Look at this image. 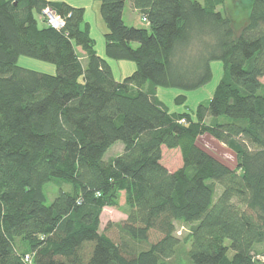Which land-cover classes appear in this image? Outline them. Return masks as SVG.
<instances>
[{"label": "trees", "instance_id": "1", "mask_svg": "<svg viewBox=\"0 0 264 264\" xmlns=\"http://www.w3.org/2000/svg\"><path fill=\"white\" fill-rule=\"evenodd\" d=\"M95 1L106 58L84 8L0 0V264H264V0H249L240 32L227 0ZM127 3L144 27L124 22ZM21 56L57 74L23 68ZM110 60L136 70L118 81ZM215 61L224 74L196 119L157 97L160 87H204ZM205 135L236 168L197 145ZM164 148L182 151L177 171ZM48 185L58 189L50 203ZM122 194L127 218L101 231Z\"/></svg>", "mask_w": 264, "mask_h": 264}, {"label": "rangeland", "instance_id": "2", "mask_svg": "<svg viewBox=\"0 0 264 264\" xmlns=\"http://www.w3.org/2000/svg\"><path fill=\"white\" fill-rule=\"evenodd\" d=\"M54 2H66L76 8L85 9V23H89L90 34L95 41V50L98 56L106 58L105 55V33L107 32L106 25L101 17L100 2L95 0H50ZM250 10L249 0H227L226 6L223 11L232 19L233 24L236 27V31L240 32L243 25H245ZM124 22L127 25H134L137 27H144L140 17L133 13L130 5L127 3L125 9ZM40 26H44V23L40 21ZM85 29V24L83 25ZM136 46V45H135ZM113 68L115 78L119 81L127 76L131 75L136 70V64L134 62L126 61H109ZM19 66L30 69L36 72L45 73L49 75H56L57 68L54 64L40 61L37 59L21 56L18 62ZM212 67V80L204 87L194 91H183L180 89H169L160 87L157 89V97L162 101L169 109L171 113H189L193 119H196V111L200 104L208 105L212 99L214 91L223 77V64L220 61H215L211 65ZM264 82V78H263ZM186 96L184 104H178L176 99L179 96ZM197 145L211 154L230 168L237 167L236 155L228 149L225 145L221 144L209 135L201 136L197 139ZM122 144L118 143L113 147L106 155V159L109 157L119 156ZM162 163L171 172H175L183 166L182 151L180 149L169 150L163 149V161ZM51 187V189H50ZM54 187V194L53 189ZM50 189V190H49ZM48 195V203L52 202L57 195L58 189L53 185L46 187ZM128 215V210L125 205L124 194L121 195L118 207H106L103 210L101 217V231L109 223H121ZM189 228L184 224H177L176 235L182 240L187 236ZM142 250L148 249V244H142L139 246Z\"/></svg>", "mask_w": 264, "mask_h": 264}, {"label": "built area", "instance_id": "3", "mask_svg": "<svg viewBox=\"0 0 264 264\" xmlns=\"http://www.w3.org/2000/svg\"><path fill=\"white\" fill-rule=\"evenodd\" d=\"M43 15L49 27L55 30H61L65 26L64 19L50 8L45 9ZM29 260H30L29 257H27V261Z\"/></svg>", "mask_w": 264, "mask_h": 264}, {"label": "crops", "instance_id": "4", "mask_svg": "<svg viewBox=\"0 0 264 264\" xmlns=\"http://www.w3.org/2000/svg\"><path fill=\"white\" fill-rule=\"evenodd\" d=\"M135 25V24H134Z\"/></svg>", "mask_w": 264, "mask_h": 264}]
</instances>
